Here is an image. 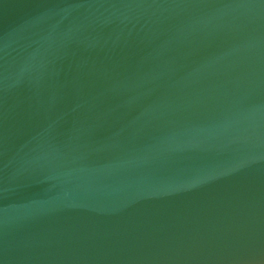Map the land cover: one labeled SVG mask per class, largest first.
<instances>
[{
	"label": "water",
	"instance_id": "obj_1",
	"mask_svg": "<svg viewBox=\"0 0 264 264\" xmlns=\"http://www.w3.org/2000/svg\"><path fill=\"white\" fill-rule=\"evenodd\" d=\"M0 264H264V0H0Z\"/></svg>",
	"mask_w": 264,
	"mask_h": 264
}]
</instances>
